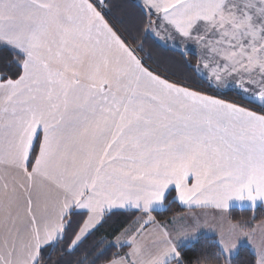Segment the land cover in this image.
<instances>
[{
  "label": "snow or ice",
  "instance_id": "obj_1",
  "mask_svg": "<svg viewBox=\"0 0 264 264\" xmlns=\"http://www.w3.org/2000/svg\"><path fill=\"white\" fill-rule=\"evenodd\" d=\"M111 7L0 0V264H185L208 226L196 208L264 202V0H142L135 34ZM149 42L195 45L183 67L260 111L172 79ZM170 188L193 210L175 232L153 215ZM117 210L143 214L139 227L90 244ZM244 241L264 264V242L235 224L198 264H233Z\"/></svg>",
  "mask_w": 264,
  "mask_h": 264
},
{
  "label": "trees",
  "instance_id": "obj_2",
  "mask_svg": "<svg viewBox=\"0 0 264 264\" xmlns=\"http://www.w3.org/2000/svg\"><path fill=\"white\" fill-rule=\"evenodd\" d=\"M110 4L112 5L111 11L107 12V16L111 22H116L118 27L122 29L133 28L132 25H136L138 23V11L139 4L137 0H110ZM119 5H126V7L121 8ZM135 34V33H134ZM150 46L145 45V52L149 51ZM171 50V49H169ZM174 51V50H172ZM178 52V51H174ZM154 54H152L153 56ZM153 60L156 59L153 57ZM6 61H0V67H3ZM191 64L195 65L196 60L193 57ZM196 77L195 80L184 79L180 76H173L172 79H178L187 83L192 84L193 87L199 88L201 90L213 91L214 88L207 81H205L198 74L193 73ZM232 100H236L240 103H243V98L241 95L229 93L226 95ZM38 146L35 148V152H37ZM167 207L162 211L154 212L153 215L156 217L157 221L165 222L172 219L174 216L181 214L185 211L182 207H180L175 201V193L171 192L166 200ZM140 213L138 212H117L115 215H111V217L107 220L103 227L99 229L96 235L92 238L93 242H98L101 238H108L109 241H112L113 238L122 233L127 227L131 224L135 223L138 220ZM229 218L233 223L241 224L248 231H252L257 224L264 220V207H259L255 210L252 209H231L229 212ZM217 238L214 236H205L202 235L199 243L195 245H189L182 252V257L185 260V264H198L201 261L202 254L211 256L216 252V244ZM128 251V247L125 246L120 249L113 248L112 253L114 254H123ZM53 260L57 261L61 259L58 253L53 254ZM79 257H74L73 259H78ZM256 254L253 250L247 246H241L236 256H234L233 264H255Z\"/></svg>",
  "mask_w": 264,
  "mask_h": 264
},
{
  "label": "crops",
  "instance_id": "obj_3",
  "mask_svg": "<svg viewBox=\"0 0 264 264\" xmlns=\"http://www.w3.org/2000/svg\"><path fill=\"white\" fill-rule=\"evenodd\" d=\"M94 2H95V0H94ZM137 2L140 5L142 3V0H137ZM103 3H104V0H101V4L102 5H103ZM106 18H108L107 15H106ZM135 26L131 24V27H133V28H130L129 29L130 31L133 32V34L135 33ZM177 43H179V42H177ZM171 44H172V42H169V49H171ZM148 45L150 46L149 51H151V53L154 54L153 57L156 59L157 62H166V63H169V64H174V65H176L175 71L177 72V74H176L177 76H180V77H182L184 79H188V80H195L196 79L195 75L192 72H188L186 70V68L183 67L185 64H187L189 62L191 63L193 57L195 58L196 63H198L199 57L201 55V50L199 48H197L195 45L189 44L187 46L188 49H189V51L187 53V56H182L178 50H174V51H178V52H174L172 50L162 51L160 49H156L152 45L151 42H149ZM181 47H183V45H181ZM179 83H181V84H187L188 86H190V87H192V88H194L196 90H200V91H202V92H204L206 94L217 95L221 99H224V100H226L228 102H233V103H237L239 105L248 107L250 110H254V111H258V112L260 111V102L259 101H253V100H251L249 97H246V95L244 93L240 92L238 89L232 88L231 86H229V88H227V89H217L214 85H212L213 88H214V90L213 91H206V90H201L199 88L193 87L192 84L187 83V82L186 83L185 82H179ZM208 83L210 84V82H208ZM229 93L241 95V97L243 98V101L244 102L243 103H240V102H237L236 100H232L231 98H229V97L226 96ZM36 147H37V145L34 144V150H35ZM37 152H38V149H37ZM190 183H191V179H190ZM171 192L175 193V201H176V203L180 207H182L183 209H185V211L183 213L178 214V215H182V214L186 213L187 211H189V209L187 208V206H184V205H182V204L179 203L178 196H177V193L175 192L174 188H170L169 189L168 194H166V200H167V198H168V196H169V194ZM166 207H167V205L165 206V208ZM259 207H264V202H257V204H256V206L254 208L252 207V205L249 202H245L242 205L240 203H238V202H233L232 205H231V207H230V209L227 212H224V213H226V215L229 216V212H230L231 209L238 208V209H252V210H255V209L259 208ZM195 210L206 211V212H211V213H213V212L219 213L220 212L218 210H213L211 208H207V209L196 208ZM117 212H136V211L135 210H131V211L117 210ZM142 215L143 214L140 213L138 219ZM178 215H176V216H178ZM229 222L231 223L230 227L233 224L243 227L241 224L233 223L230 220V218H229ZM263 222H264V220L262 222H260L259 224H257L252 231H248L246 228H244L253 237V240L255 241V244L256 245H257V242H258L257 241L258 238L256 239V235H254V233H255L256 228L259 225H261ZM161 224H164V222H162ZM223 226H225V227L226 226H229V223H225V221H224V225ZM209 236H214V237L217 238V240H219V236L218 235H209ZM244 245L249 246L253 250V252L256 254V251H255V248H254L253 244H250V243L243 244L242 243L240 245V247L241 246H244Z\"/></svg>",
  "mask_w": 264,
  "mask_h": 264
},
{
  "label": "rangeland",
  "instance_id": "obj_4",
  "mask_svg": "<svg viewBox=\"0 0 264 264\" xmlns=\"http://www.w3.org/2000/svg\"><path fill=\"white\" fill-rule=\"evenodd\" d=\"M176 80L179 82H184L178 79ZM194 213L195 215L200 216L202 220L207 221L208 226L202 230V235H218L220 237L221 232L226 233L230 229L231 223L229 222V216L224 212L211 213L206 211L194 210ZM192 215L193 210H189L182 215L175 216L173 219H170V221H165L164 224L168 226L170 231L175 232L185 222L189 221ZM139 219L135 223L127 227L122 233H125L126 235L129 233H133L139 227ZM224 221L225 223H229V226H223ZM156 232L157 229L154 226L151 228H146L143 231V239L148 249H152L154 247L153 240L156 239ZM254 235H256V239L258 238L257 245H260L262 241L264 242V222L256 228ZM243 244H248V242L244 241Z\"/></svg>",
  "mask_w": 264,
  "mask_h": 264
},
{
  "label": "built area",
  "instance_id": "obj_5",
  "mask_svg": "<svg viewBox=\"0 0 264 264\" xmlns=\"http://www.w3.org/2000/svg\"><path fill=\"white\" fill-rule=\"evenodd\" d=\"M238 102V101H237Z\"/></svg>",
  "mask_w": 264,
  "mask_h": 264
}]
</instances>
